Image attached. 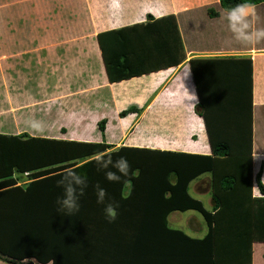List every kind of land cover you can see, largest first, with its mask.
Listing matches in <instances>:
<instances>
[{
    "label": "trees",
    "instance_id": "trees-1",
    "mask_svg": "<svg viewBox=\"0 0 264 264\" xmlns=\"http://www.w3.org/2000/svg\"><path fill=\"white\" fill-rule=\"evenodd\" d=\"M239 2L220 0V8ZM253 2L257 6L264 0ZM218 14L208 9L211 18ZM97 41L111 84L187 60L173 14L158 19L148 14L146 22L101 32ZM189 64L199 99L196 113L205 122L210 154L127 146L114 150L105 140L106 119L98 123L102 142L0 133L2 256L13 264L27 259L39 264H253L254 244L264 243V169L255 178L260 196H254L252 60L197 57ZM136 112L131 107L120 115ZM166 135L182 139L179 131ZM98 153L127 158L131 189L105 179L94 162ZM69 166L85 172L90 181L80 212L71 217L58 213L55 203L62 194L57 181ZM206 174L212 210L189 189ZM96 183L119 203L114 222L104 213L112 200L105 205L96 201ZM188 211L204 217V237L169 224L172 213Z\"/></svg>",
    "mask_w": 264,
    "mask_h": 264
},
{
    "label": "crops",
    "instance_id": "crops-1",
    "mask_svg": "<svg viewBox=\"0 0 264 264\" xmlns=\"http://www.w3.org/2000/svg\"><path fill=\"white\" fill-rule=\"evenodd\" d=\"M32 1V7L36 9L50 7L53 12L57 8L62 20L66 13V25L51 23L50 26L38 28L32 24L20 25L22 19H17L15 22L19 24L14 26L0 25V133H27L31 137L99 142L102 134L96 137L94 130L88 131L89 126L100 131L98 123L106 119V131H110L111 119L115 117L118 120L113 123L115 128H111V142L105 138L107 143L114 145V150L127 146L210 154L205 122L196 113L199 99L189 61L197 57L250 58L253 68V176L254 192H257L255 178L262 166L264 169V42L243 46L233 41L227 25L218 17L208 15L210 8L221 11L220 0ZM148 14L156 19L172 14L177 16L187 53V60L182 65L111 84L101 55L99 58H95V54L86 57L84 48L80 52L79 47L70 57L66 35L58 34L64 27H70L72 17L90 29L89 33L96 39L93 44L99 46V33L146 22ZM254 27L264 28V3L256 7ZM47 32L51 33V39L39 41L38 34ZM55 35L61 45L55 41ZM86 58L88 61H85ZM95 64L101 67L102 76L95 72ZM85 65L92 67L88 76L81 72ZM73 73L74 84L71 82ZM139 79L141 82H138ZM77 92L81 94L77 96ZM134 93L137 95L134 96ZM190 95L196 99L192 100ZM143 96H146L144 101L141 100ZM131 105L138 106V112L119 118V112ZM31 121L41 122L43 131L32 129ZM71 131H76L75 135ZM127 131L130 133L124 141L122 137ZM163 131L168 135V131L186 132L180 140L174 135L163 134ZM207 179L210 177L202 176L197 183H194L196 180L192 182L189 189L193 197V190L199 195L211 191L210 187L203 185ZM262 181L264 183V171ZM254 196L258 195L254 193ZM210 203L213 209L212 199ZM191 220L188 227L192 233L197 232L199 229L193 230V227L196 229L193 224L195 220ZM257 244L264 245L254 244L253 264L259 255L264 256V253L255 254ZM22 263L39 264L35 259ZM0 264L13 262L0 254Z\"/></svg>",
    "mask_w": 264,
    "mask_h": 264
},
{
    "label": "clouds",
    "instance_id": "clouds-1",
    "mask_svg": "<svg viewBox=\"0 0 264 264\" xmlns=\"http://www.w3.org/2000/svg\"><path fill=\"white\" fill-rule=\"evenodd\" d=\"M256 7L253 0H240L239 3H229L218 14V20L227 25L232 40L243 46H254L264 42V28L254 27ZM190 97L192 100L196 99L194 95H190ZM30 127L38 132L43 131V125L39 121H31ZM94 162L98 170L103 171L108 182H123L131 189V165L126 157L121 156L114 160L111 155L98 153ZM89 183V177L85 172L78 171L76 166L67 167L57 181V186L62 189V194L57 197L55 202L57 212L68 217L79 213L81 210L80 200L89 187ZM95 196L97 203L101 205L112 200L106 204L104 213L109 223L114 222L118 217L119 203L110 197L107 189L100 183L95 184Z\"/></svg>",
    "mask_w": 264,
    "mask_h": 264
},
{
    "label": "rangeland",
    "instance_id": "rangeland-1",
    "mask_svg": "<svg viewBox=\"0 0 264 264\" xmlns=\"http://www.w3.org/2000/svg\"><path fill=\"white\" fill-rule=\"evenodd\" d=\"M32 3H33L32 0H0V25L3 23V24H7L8 26H11V25L14 26L16 24H19V22H15L17 19H22L20 22V25L29 26V24H32V25L37 26L38 28H43V27H46L47 25L50 26L51 23L53 25H55V24H57V25H64L65 24L66 25V20H67L66 13L64 14V17H63L64 19L62 20L61 15H60V10H58L57 8H55V11H53V12L51 11L50 7H47V8L45 7V8H41V9L38 7L36 9V8L32 7V5H33ZM53 4L56 6L58 5L57 3H53ZM16 6H18V7H16ZM21 12H22V15H21ZM26 20H28V22H26ZM30 20L36 21V22H29ZM62 21H64V23ZM69 24H70L69 28L67 26L64 27L63 30L58 34L60 36L66 35L65 37H67V39L69 41L70 57H72L73 54H75V52H77V49L79 47H80L79 48L80 52H81V49L84 48L83 52L86 55V57H88V55H93V54H95L94 55L95 58H97V57L99 58L100 57L99 55L102 56L100 46L93 44L96 39L93 38V35H91L89 33L90 29L87 28V26L86 27L83 26L82 24L78 23L77 19H73L72 17H70ZM83 31H85V32H83ZM20 37H22V36H20ZM38 37H39V41L51 39V33L50 32L39 33ZM53 39H54V35H53ZM55 41L57 43H59V45H61V42L57 41V35H55ZM59 48H58V51H59V53H61L62 49H61V47H59ZM85 61H88V58H86ZM103 65H104V63H103ZM94 66L96 69V70L94 69L95 72L99 76H102L101 67L100 66L98 67L97 64H95ZM81 72L86 73V75L88 76V74L90 72H92V67H90V65H85L84 68L81 69ZM150 74H148V75H150ZM72 75H73V78L71 79V82L74 84L76 82L74 80L75 74L73 73ZM36 77H39V76L37 75ZM138 82H141V80ZM86 92H87V94H89L90 91L87 89ZM78 93H80V92H77V94H76L77 96H78ZM136 95L137 94L134 93V96H136ZM145 99H146V96H143L141 98L142 101H144ZM131 107L138 108V106H136V105H131V106L124 108L123 110H121L119 112V115H118L119 118H122L120 115L121 112L126 111ZM108 115L111 118H113L110 115V113ZM115 120H118V119H116L115 117H114V119H111L112 124H110L111 125L110 131H106V133H105V136H106L105 138H107L106 140L109 142H111L110 137H113L111 128H115V127H113V123L116 122ZM89 125H91V123ZM94 128H95L94 126L93 127L89 126L90 130H88V131L90 132V131L94 130L95 136L100 137V135L102 133L100 131H98L97 128L96 129H94ZM114 130L116 131V129H114ZM62 132H65V131H62ZM74 132H76V131H74ZM179 132L182 135L186 131H179ZM129 133L130 132L127 131L126 134L122 137L124 139V141L127 140ZM168 133L171 134V131H168ZM176 133H177V135L179 134L178 132H176ZM181 135H180V137H183ZM101 141H102V135H101ZM101 141H99V142H101ZM205 176H209V175L206 174ZM197 181L198 180H196L194 183H197ZM210 184H211L210 180L207 179V183L203 184V185H207L208 187H211V186H209ZM254 187H256V186L254 185ZM254 187H253V194L255 193V195H258V197H259L260 193L258 192V190H256L257 192H254ZM193 195L197 198H200L203 201L206 209L212 210V205L210 203V201L212 199L211 191L208 193H205L203 195H199L198 193H196L193 190ZM192 218H193V221L195 220L197 222V223L195 221L193 222V224L196 225V229H194L195 227H193V230L197 231V229H199L197 232H193V233L190 231V228L188 227V223L190 221L192 222V220H191ZM170 225L173 228L182 229V230L186 231L188 234H191V235L193 234L192 236L197 237V238L204 237V235L207 233V230H208V227H207V224L205 222L204 217L202 216L201 213H199L197 211H188L185 213H182V212L174 213L172 216H170ZM263 246H264L263 244L255 245L254 250H255L256 255H258L259 253H261V254L264 253V247ZM24 263L21 262V264H24ZM255 264H264V256L260 257V255H259V258L255 259Z\"/></svg>",
    "mask_w": 264,
    "mask_h": 264
},
{
    "label": "built area",
    "instance_id": "built-area-1",
    "mask_svg": "<svg viewBox=\"0 0 264 264\" xmlns=\"http://www.w3.org/2000/svg\"><path fill=\"white\" fill-rule=\"evenodd\" d=\"M26 175H28V174H26Z\"/></svg>",
    "mask_w": 264,
    "mask_h": 264
}]
</instances>
